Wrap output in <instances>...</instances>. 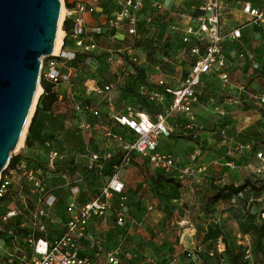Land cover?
Instances as JSON below:
<instances>
[{
	"label": "rangeland",
	"instance_id": "obj_1",
	"mask_svg": "<svg viewBox=\"0 0 264 264\" xmlns=\"http://www.w3.org/2000/svg\"><path fill=\"white\" fill-rule=\"evenodd\" d=\"M229 1L244 3L249 0ZM197 2L198 0H182L178 7L191 8ZM259 5L264 8V0H260ZM233 15L240 14L233 13ZM62 20L60 31L63 32V40ZM162 27V29L157 27L161 33L154 31L150 39L144 41H136L135 38L128 36L124 38L121 34L117 38L107 34L96 36L93 38L98 45L96 52L80 54V60L72 64L74 66L72 68L64 65L65 71L69 72L71 69L74 75L77 74L72 84L76 91L83 93L91 89L90 93H87L90 99L88 101L97 106L101 115L98 118L88 116L87 121L92 125V129L84 132L79 127L72 100L65 97L68 88L61 86L59 89L64 97L58 101L52 122L49 124L57 137H65V143H69L66 150H63L64 156L73 158L76 165L75 169L68 173V177L74 181L79 178L84 180V182L80 180L81 185L83 184L91 197L107 183L108 175L88 176L87 148L89 144L92 145L102 160L107 154L114 156L119 152V145L109 143L104 137V132L114 129L113 124L116 123L114 117L122 113L126 106L132 104L141 106L142 100L138 92L144 83L143 70L146 64L158 63L161 56H168L170 63L165 69L170 74L168 82L174 88L180 87L189 75L194 57L170 33L171 21L167 18L163 19ZM106 50L111 52L109 54L113 56V63H109L107 55L102 54ZM224 50L228 71L232 70L229 71L231 76L229 87L233 88L225 89L217 79H205L199 88L201 97L195 108L201 129L197 133L193 132L188 128V119L185 116L173 117L169 122L172 129L171 136L160 140L162 150L173 155L179 164H188L191 157L198 154V164L205 165L207 171L198 179L180 182L181 187H178L172 183L155 182L154 179H150L156 172L148 169L142 158L131 162L124 171L129 169L134 171L126 173L123 177L126 179L124 194L128 197L126 225L118 227L114 213L97 221L99 232L96 241L104 252L116 251L121 256L129 253L133 258V264H166L174 255L183 258L186 252L195 251L186 249L191 239L196 244L203 245L207 244L208 239L215 234L222 233L227 244L241 254L240 264H264V217L262 216L264 194L258 195L247 191L239 199L219 203L216 206L209 205L208 196L210 192L226 184L241 185L248 178L256 183L264 181V175L259 176L254 173L261 165L256 153L264 154V108L251 103H246L243 108L227 106L224 97L228 92L238 96L237 87L241 86H246L250 92L264 93V30L258 28L246 33L245 40L228 42ZM250 50L257 54L261 64L260 71L252 68V61L249 58H240L242 53ZM130 52L139 57L140 64L135 65L131 62ZM244 68H247L246 72H243ZM242 76L248 78L243 81ZM111 84L115 85L110 96L111 101L93 93L94 90L103 89ZM72 86L69 90H72ZM41 92L40 90L36 98L33 112L37 108ZM217 108L223 110L225 114L217 112ZM247 111L250 113L246 114ZM248 116L252 117L249 124L245 122ZM29 126L27 124L19 150L23 147ZM241 147L249 149L237 151ZM70 151V155H67ZM75 151L79 153L75 155L76 159L73 155ZM230 162L235 163V168L228 166ZM135 164L140 165L142 170H139ZM19 200L24 202L17 194L8 208L15 207V204L17 206ZM67 200L65 190H61L58 196L60 213L66 206ZM61 228L63 229L61 216L50 221V231L53 233L57 234ZM25 246L28 252L29 248L21 235L15 240L0 242V264H7L6 262L15 264L16 260L26 257ZM248 251L249 257H247ZM212 262L215 264L214 261Z\"/></svg>",
	"mask_w": 264,
	"mask_h": 264
},
{
	"label": "built area",
	"instance_id": "obj_2",
	"mask_svg": "<svg viewBox=\"0 0 264 264\" xmlns=\"http://www.w3.org/2000/svg\"><path fill=\"white\" fill-rule=\"evenodd\" d=\"M62 3V24L67 20L72 22V31L70 38L73 40L76 51L64 49V41L67 34L64 31L62 45L58 54L43 59L42 76L49 82L54 83L59 89L62 85L71 86L72 70L64 73V65L76 58L77 52L92 53L98 50V45L93 38L105 33V27L98 24L90 26L86 20V15L93 16L98 13L99 5L102 0H76L74 8H68L65 0ZM120 8L113 11L106 18V27L111 30H125L127 36L135 38L136 41H144L146 33L141 32L142 27L151 26L157 20L158 16L165 12L161 0H116ZM153 7V14L143 17V11L147 4ZM225 0H198L197 5L182 11H171L167 17L171 21V32L174 33L182 45H184L190 54L194 57V62L189 75L182 83L179 89H173L167 85L165 76L168 75L165 66L170 63V58L166 55L161 56V60L154 66L159 77L155 75L147 76V85L140 88L139 94L151 102L164 105L165 94L171 96L172 102L165 106L163 111L156 116L138 110L132 105L126 106L124 111L114 117L115 121L121 127L127 128L133 134L132 139L124 137L113 129L104 132V137L109 143H116L120 147L121 163L114 168L113 176L102 187L101 191L93 200L79 205L77 198L80 188L76 182L70 180L68 175H62L64 188L70 190V199L67 204L69 220L63 227V232L48 239L46 237L47 227L44 222L54 210L56 197L46 185L51 172L57 168V163L61 156L57 151H51L47 156V170L30 169L26 163L19 164L16 169H10L3 173L0 178V198L5 197L11 186L16 182L17 175L22 176L25 181L32 186V193L39 197L38 207L32 215L31 232L27 236V242L33 248V255L30 259L22 260L19 264H129L132 256L129 253L122 256L116 252H108L105 260H102L103 250L96 240L91 241L93 255H85L82 252V241L87 238L90 223L96 219H104L114 211V202L120 197V206L116 213L117 226L126 225V214L128 207L126 198L123 197L125 183L121 179V171L130 161L131 157L136 155L147 160L154 171H159L165 175L175 178L179 182L185 183L188 180L198 179L199 176L207 171L205 165H199V155L191 157L188 164H179L173 155L163 152L160 147V140L163 137H169L172 129L169 126V120L177 115H186L189 119L188 128L197 132L201 129L199 125L195 107L199 104L201 94L199 88L206 75L214 74L219 78L225 89L229 88L231 76L228 71V61L224 52V44L227 40L236 42L243 38L242 28H230L225 30L223 25L224 15L227 10ZM244 13L247 14L255 26L264 28V10L253 7L250 3L244 6ZM166 16V14H164ZM62 16V15H61ZM175 18H181L183 23L175 22ZM147 30V29H146ZM170 42H167L169 44ZM131 51V50H130ZM106 52L111 53L106 50ZM131 53V62L140 64L139 57ZM249 58L252 62L256 54L252 52L242 53L241 59ZM113 56H109L108 62L113 63ZM254 69H259V64L254 61ZM42 78V77H41ZM154 85L155 87H153ZM115 85H107L103 89L94 90L95 95H100L111 101V94ZM165 93H163L162 91ZM41 95L43 89L41 87ZM91 89L87 90L90 93ZM73 97V96H72ZM251 103L264 108V93L250 92L246 86L238 88V96L230 94L226 98L227 106H243L244 103ZM77 112L86 113L89 116L98 117L100 111L96 105L76 101L74 103ZM217 112L224 115L220 108ZM251 116L245 119L249 124ZM80 129L84 132L92 129V125L87 119L80 123ZM248 147L238 148L237 151H244ZM20 151V150H19ZM19 151L17 153H19ZM257 160L260 162L254 173L264 175V154L256 153ZM87 158L89 166H97L99 169L102 157L95 151L88 148ZM112 154H107L103 159L109 160ZM229 167L235 168V163L230 162ZM9 167V165H8ZM6 168V170L8 169ZM5 170V171H6ZM22 216V212L13 209L0 216V231L3 226L12 220ZM264 217V214L262 215ZM42 234L37 239L36 234ZM250 256V252H247ZM211 258L216 257L214 252L209 253ZM197 256L195 251L186 252L184 258L174 255L169 264H194ZM147 264V263H143ZM201 264V263H197ZM219 264H230L224 258Z\"/></svg>",
	"mask_w": 264,
	"mask_h": 264
},
{
	"label": "trees",
	"instance_id": "obj_3",
	"mask_svg": "<svg viewBox=\"0 0 264 264\" xmlns=\"http://www.w3.org/2000/svg\"><path fill=\"white\" fill-rule=\"evenodd\" d=\"M188 9L189 8H185L184 11L188 10ZM63 30L67 34V37L65 38L64 49L75 52L76 51L75 45L73 44V47H72V44L70 45L69 42L67 41V38L70 37L71 31H72V22H71V20H67L64 23ZM106 34L107 33L105 31V33L103 35H101V36H104ZM114 35L115 34L113 33L112 36H114ZM97 37H99V36H97ZM241 41H243V38L241 40L236 41V42H241ZM70 47H71V49H70ZM248 52H252V50H250ZM92 53H94V52H92ZM80 54H89V53L81 52V51L77 52L76 53V58L73 61L66 63V65H68L69 67L71 66L70 68L74 67L73 65L76 64V62H78L80 60V58H81ZM102 54L103 55H107V58L109 59L110 54L108 52H103ZM254 61H256L259 64V69H257V70L254 69V67H253V63H255ZM254 61L251 63L252 64V68L255 71H260V69H261L260 65L261 64H260L259 59H257V54H256V57H255ZM153 65H156V63H154ZM63 71H64V73H67V71H65V69H63ZM143 71H144V83H143V86H144V85H147V82H146V69H144ZM72 75H73L72 76L73 78H72V81H71V86H72V84L74 82V78L77 77V74L74 75V72H73ZM62 86H66L68 88V92H67L68 94L66 93L67 95H65V97H66V99H71L73 104L76 101L77 102L78 101H83V102H87V103L90 102V101H88L90 99L88 98L87 92L79 93L78 91H76L74 89L73 86H72V90L71 89L69 90V86H67V85H62ZM41 87L43 89V93H42V95L39 98V102L37 104V108L35 110V113L33 115L32 120H31L29 129H28L29 133H30V131L32 129V126L35 124V122L37 121V118L40 115H43V117L45 118L46 122H48V123L52 122L53 115L55 113L54 112L55 107H56L58 101L60 100V98L62 99L64 97V94L61 93L60 89H57L56 85L54 83H51V82L47 81L43 76H42V79H41ZM162 92L165 93L164 91H162ZM138 95H139L140 99L142 100L141 106L138 107L136 104H134V105L132 104V106H134L135 108L138 107L137 108L138 110H141V111H144L146 113H149L152 116H156L158 113L162 112L164 107L170 105L171 102H172L171 96L166 95V94H165L164 105H160L158 103L149 101L147 98L141 96L139 94V92H138ZM228 96H230V94H225V96H224L225 97V102H226V98ZM246 103H244V105ZM261 108H263V107H261ZM74 111H75V115L78 117L79 127H80L81 121L83 119L84 120L87 119V117L89 115L86 114V113L77 112L75 110V108H74ZM179 116H185L188 119V117L186 115H182V114H177V115H175L173 117L174 118H176V117L178 118ZM98 117H94V118H98ZM173 117L169 120V122L171 120H173ZM188 123H189V119H188ZM113 130H115L117 132L116 129H113ZM118 133H120V132L118 131ZM120 134H122L124 137L129 139V137H127L123 133H120ZM170 136H171V134H170ZM163 138H168V137H163ZM130 139H132V137ZM49 140H50V143H49V146L47 148L46 158H45L44 161L43 160L39 161V160H37L36 158H33V157L32 158L26 157L21 152H19L18 154L12 156L10 164H9V167L5 171V173H7V171L10 170V169H16V167L19 164H21V163H26L27 167L30 168V169H42V170L46 171L47 170V156H48V154L51 151H57L60 154V156L62 157V155L65 154V152L63 150H66V147L64 146V141H66V138L64 139V141L61 140V137H57L56 136V132L53 131V129H52V133L50 135ZM27 145L29 146V134H28V136L26 138V146ZM160 147H161V150H162L161 141H160ZM88 148H90L91 150L94 151V148L92 147V145L89 144ZM88 148H87V150H88ZM70 153H71V151L67 152V155H70ZM73 155L74 156L75 155H79V153L77 151H75V152H73ZM137 158H141V157L140 156H136V155L132 156L130 161L125 165V167L128 166L134 160H137ZM75 159H76V156H75ZM121 159H122V156H121L120 147H119V152L116 153V155L112 156L111 159H109V160H105L104 159V160H102L100 162L101 169H99L97 166H93L92 168H90L89 163H88V166H87L88 167V176L89 177L102 176V175L106 174V175H108V180H109L114 174V168L121 163ZM143 160H144V165H146L148 169L154 171L150 167V165L147 162V160H145V159H143ZM73 161H74L73 158L71 159L68 156L66 157V160L63 161V162H61L59 160L58 163H57L56 170L51 172L50 177H49L50 179L48 178L49 181H53V183L51 184L50 182L46 181V185L48 186V188L53 193H54V191H56V194L54 196L57 199L54 210L50 213L49 217L44 220V222L46 224V227H47L46 237L48 239H53L54 237L59 236L63 232L62 228H61L60 232H58L57 234H55L52 231H50L51 230L50 229V221H52L56 217L61 216V218H62V227H64V225L69 220V214L67 212V204H68V201L70 199V190L69 189L65 190V193L67 194L68 200L66 202V206L64 207V209H62V213L59 212L58 196L61 193V190L65 189L63 187L64 181L62 180V175H64V174L68 175V173H70L71 171H73L75 169L76 163L74 164ZM135 166L139 170H142L140 165L135 164ZM155 172H156L155 176H151V178H150V179H154L155 182L164 181V182L175 184L178 187H181L180 182L178 180H176L175 178H171V177H169V176H167L164 173L159 172V171H155ZM16 177H17L16 182H14V184L11 186L9 193L5 197L0 198V216L5 214V213H7L10 210H13V209L20 210L22 212V216H19L18 218L12 220L7 225L3 226V231H0V242H2L3 240H15L18 235H21L23 237V241L28 246L29 251L28 252L26 251L27 247L25 246V251L26 252L25 251L24 252L26 254V257L22 258L21 260H16L15 264H19L22 260L30 259L32 257V255H33V248L27 242L26 239H27V236L32 231L31 230V219H32L33 213L35 212V210L38 207L39 197H38L37 194H33L32 193V186L30 184H28L25 181V179L22 178V176L17 175ZM55 181H57V184L55 183ZM16 186H19V187L16 188ZM55 187H57V189ZM79 188H80V193H79L78 198H77V201H78L79 205H83V204L93 200L94 198H96L97 195L99 194V192L102 189L101 188L100 190H98L95 193V195L93 197H91V196H89L87 194L88 190L86 188H84L83 186H79ZM247 191H252L254 193H257L258 195H263L264 194V181H262L260 183H256L252 179L248 178L241 185L226 184L223 187H221V188L209 193V195H208L210 197L209 198V201H210L209 205L216 206L219 203H226V202L232 201L233 199H239L240 197H243V195H245V193ZM17 194L19 195V197H21L23 199L24 202H21L19 200L20 201L18 203L19 206L18 205L16 206V204H15V207L8 208V205H11L13 203V201L15 199V196ZM122 196L126 198V205H127L128 197L124 193H123ZM115 201H117V203L120 206V197H117L115 199ZM114 204H115V202H114ZM127 207H128V205H127ZM113 213L116 216V213L114 211L111 212L110 214H113ZM230 213H233V212H230ZM236 215H238V214H236ZM29 219H30V222H29ZM28 222L30 223V225H29ZM118 227H120V226H118ZM41 237H42V234H39V233L36 234V238L37 239H39ZM221 237H225V236L222 233H220V234H217V235L215 234L214 236H212L211 239L209 238L208 239V243H207L208 244L207 248H209V249H207V250L196 249L195 250V254H196L197 258L194 261V264H197L198 262L201 263V264H214L212 261H214L215 264H219L221 259H223V258L225 260H227L230 264H240L241 254L238 253L237 251H235L234 249H232L231 246L229 244H227V243H226V252L224 254H218V253L214 252L215 248H212V246L209 244V242L211 240H218L219 239L218 246L220 247L221 251H224V240ZM87 240L89 241L90 249H92L91 248L92 239H88L87 238ZM93 240H96V239H93ZM211 252H214L216 254V257L211 258L209 256V253H211ZM106 253H108V252H104L103 251V255H106ZM169 262H170V259L168 260V262L166 264H169ZM6 263L8 264V262H6ZM129 264H133L132 261Z\"/></svg>",
	"mask_w": 264,
	"mask_h": 264
},
{
	"label": "water",
	"instance_id": "obj_4",
	"mask_svg": "<svg viewBox=\"0 0 264 264\" xmlns=\"http://www.w3.org/2000/svg\"><path fill=\"white\" fill-rule=\"evenodd\" d=\"M61 15L60 0H0V178L35 113L43 59L54 54Z\"/></svg>",
	"mask_w": 264,
	"mask_h": 264
},
{
	"label": "crops",
	"instance_id": "obj_5",
	"mask_svg": "<svg viewBox=\"0 0 264 264\" xmlns=\"http://www.w3.org/2000/svg\"><path fill=\"white\" fill-rule=\"evenodd\" d=\"M180 1L182 0H161V3L164 5V8H165V12L164 14H166V16L162 13L161 16H158L157 17V20L154 22V24H152L151 26H147L145 28V26L142 27V30L141 32H144L146 33V40L150 37V35H153L154 31H157L158 34L161 33V30L160 29H157V27H161V29L163 28L162 27V23H163V19H168V21H170L169 17H167V15H169V13L171 11H182L184 12V9L182 7V9L179 6L180 4ZM226 4H227V10H226V13L224 15V19H223V25L225 27V30L226 31H229L230 28H242V33H243V40H245L246 38V33H250L251 31H254L258 28H261V27H258V26H255L253 24V20L247 15L244 13V6L246 3H250L253 7H257L261 10H264V8H262L260 4V0H249V1H246L244 3H241V2H238V1H229V0H225ZM65 3L67 5L68 8H74L75 4H76V0H65ZM233 6V7H231ZM120 8L119 4L117 3L116 0H102L100 5H99V9H98V13L93 15V16H89V15H86V20L88 22V24L90 26H94V25H102L105 27V31L107 33V35H112L113 33L115 34L113 38H117L118 35H122L124 38L125 36L127 37V34L125 32V30H119V31H113L111 29H109L108 27H106V18L111 15L113 13V11H116ZM236 11H235V10ZM229 10H232L231 12ZM153 7L150 3L147 4L145 10L143 11V17H147L151 14H153ZM233 13H239L240 15H233ZM175 22H181L183 23V21L181 20V18H175L174 19ZM166 22V21H165ZM147 29V30H146ZM264 30V28H261ZM170 33L175 36V38L177 39V42L183 47L184 45L181 44V42L179 41V39L177 38V36L171 32V29H170ZM129 37V36H128ZM150 39V38H149ZM67 41L69 42V44L71 45L72 44V47H73V40L68 37L67 38ZM228 42H231L232 41H229L227 40L224 44V48L226 46V43ZM65 43V41H64ZM71 49V47H70ZM225 52V50H224ZM225 56H226V53H225ZM157 64V63H156ZM155 65L151 64V63H147L146 66H145V69H146V80H147V76L148 75H155L156 77H159V73L156 72L155 68H154ZM168 73V75L165 76V79L167 81V85L173 89H179L180 87L178 88H174L172 86V84L168 81L169 80V71L167 69H165ZM191 71V70H190ZM230 72H232V70H229ZM247 71V68H244L243 69V72H246ZM246 78H248L247 76H242L241 77V80L245 81ZM205 79H212V80H215L217 79L219 82H221L219 80V78L217 76H215L214 74H209V75H206L203 79V82ZM202 82V83H203ZM247 83H245L246 85ZM182 85V84H181ZM153 87H155L154 85H152ZM231 87V88H230ZM229 89H232L233 87L230 86ZM239 88V87H237ZM237 88H236V91H237ZM227 94H231L233 96H236L230 92H228ZM226 104V103H225ZM237 107V106H236ZM242 108L244 106H241ZM196 108V107H195ZM261 108V107H260ZM247 113H250V112H246ZM114 125V129L117 130V132L119 131L120 133H123L124 135H126L127 137H129V139L131 137H133V134L130 130H128L127 128H124V127H121L120 125L116 123L113 124ZM52 133V128L50 126V124L48 122L45 121V118L43 117V115H40L38 118H37V121L35 122V124L32 126V129L30 131V133L28 132L27 133V136L29 134V146L27 145L26 146V139H25V142L23 144V147L20 149L19 152H21L24 156L26 157H29V158H36L37 160H45L46 158V151H47V148L49 146V143H50V135ZM90 136H92V134H90ZM27 138V137H26ZM65 137H61V140L64 141ZM69 144V143H68ZM68 144H65V141H64V146L67 147ZM74 145V144H73ZM66 160V157L64 155H62V157L60 158V161L63 162ZM89 163V161H88ZM134 170L133 169H129V170H125L124 171V168L122 169L121 171V179L124 183H126V179H124V175H126V173H131L133 172ZM125 172V174H124ZM87 177V176H86ZM50 179V178H49ZM49 179L47 180V182H50L51 184L53 183V181H49ZM71 180V178H70ZM80 180H82L81 178H79L78 180H72L73 182H76L79 186H83V184L81 185V182ZM82 182H84V180H82ZM55 183L57 184V181H55ZM50 186V185H49ZM51 187V186H50ZM84 187V186H83ZM57 189V187H55ZM68 188H65L63 190H66ZM54 195L56 194V191H54L53 193ZM118 206L119 204L117 203V201H115V204H114V212L117 211L118 209ZM99 219H96V220H93L90 225H89V228H88V235H87V238L88 239H92L97 237L98 235V224H97V221ZM115 222H116V217H115ZM191 233V232H190ZM190 237L191 234H190ZM86 239H84L82 241V252L83 254L85 255H93L94 253V250L92 251L89 247V241ZM223 240H224V251H221L220 247L218 246V240H211L209 242V244L212 246V248H215L214 252L218 253V254H224L226 252V238L225 237H221ZM192 240V241H191ZM190 241H188V245H186V249L187 250H196V249H204V250H207L209 248L208 247V244H203V245H200V244H196L195 241L193 239H191ZM102 260H105V255L102 256Z\"/></svg>",
	"mask_w": 264,
	"mask_h": 264
},
{
	"label": "bare ground",
	"instance_id": "obj_6",
	"mask_svg": "<svg viewBox=\"0 0 264 264\" xmlns=\"http://www.w3.org/2000/svg\"><path fill=\"white\" fill-rule=\"evenodd\" d=\"M62 19H63V14H62V16H61V20H62ZM62 33H63V32H61L60 29H59L54 54H58V52H59V50H60V47H61V45H62ZM40 90H41V88L38 90V93H37V97H36V98H38V94H39ZM35 101H36V100H35ZM33 108H34V107H33ZM32 112H33V110H32ZM31 114H32V113H31ZM26 127H27V126H26ZM25 130H26V129H25ZM25 132H26V131H24L23 136H22V138H21V141H20L18 147H20V145H21V143H22V140H23V138H24Z\"/></svg>",
	"mask_w": 264,
	"mask_h": 264
}]
</instances>
